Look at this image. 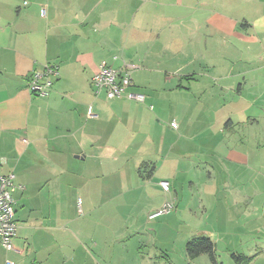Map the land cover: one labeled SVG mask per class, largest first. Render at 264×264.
Instances as JSON below:
<instances>
[{
	"label": "crops",
	"instance_id": "obj_1",
	"mask_svg": "<svg viewBox=\"0 0 264 264\" xmlns=\"http://www.w3.org/2000/svg\"><path fill=\"white\" fill-rule=\"evenodd\" d=\"M101 62L130 72L143 105L94 94ZM47 64L58 76L32 94L27 77ZM7 174L24 189L13 193L15 251L0 245V264H213L187 258L198 236L214 243L215 264H239L232 254L264 264V0H0ZM113 175L130 203L97 215L87 185ZM70 190L78 208L64 204ZM165 201L187 217L177 252L150 224ZM113 215L121 224L100 232L98 217Z\"/></svg>",
	"mask_w": 264,
	"mask_h": 264
},
{
	"label": "built area",
	"instance_id": "obj_2",
	"mask_svg": "<svg viewBox=\"0 0 264 264\" xmlns=\"http://www.w3.org/2000/svg\"><path fill=\"white\" fill-rule=\"evenodd\" d=\"M57 76L58 67L47 64L42 70L33 71L27 77V89L32 94L45 96L51 89L53 79ZM91 86L96 96L104 94L109 100L123 97L138 103L144 101L142 94L130 91L132 86L130 72L114 69L106 62H101L98 65L96 73L91 78ZM170 126L172 128L177 127L175 122H172ZM14 179V174L0 175V245L6 251H15L12 241L18 229L15 221L13 193L24 189V186L15 183ZM160 184L164 190H168L167 182H161ZM172 209L173 203L166 202L161 210L154 212L149 218L169 213ZM5 264L14 263L7 260Z\"/></svg>",
	"mask_w": 264,
	"mask_h": 264
},
{
	"label": "rangeland",
	"instance_id": "obj_3",
	"mask_svg": "<svg viewBox=\"0 0 264 264\" xmlns=\"http://www.w3.org/2000/svg\"><path fill=\"white\" fill-rule=\"evenodd\" d=\"M136 103H138V102H136ZM141 104L143 105V103H140V105ZM171 106H174V105H171ZM184 106L185 105H180V108L183 109ZM195 108L197 110H199L200 105L195 106ZM170 112L173 115L172 107H171ZM166 116H170V114H167ZM164 127H165V130H167L165 133V136L168 138L170 135V132H171V131L170 132L168 131L169 125L164 124ZM176 128H174V129H176ZM121 162H122V160H119V161L115 162L114 165L118 166ZM139 167H141V171H142L143 170V164L141 163L139 165ZM180 176L181 175H179L178 178H179V180H182L180 178ZM113 178H114L113 182H115V183L111 182L112 178L109 179V177L103 178L102 176H99V178L94 183L87 185V187H90V185H91V187H92L91 191L93 193L98 194L96 201H95L96 198H92V201L96 202V204L93 206H95L97 209H99L97 215H99L100 213L104 212V210H107V209L113 210V209H122V208L128 207V205L125 204V203L129 202L128 198H126V197L122 196V194H120L121 188L124 186H127V185H125L123 183H117L118 181H120L117 176L113 175ZM133 186H138L137 188H139V189H137L136 187L133 188V190L130 192V194L128 196H131V197L134 196V199L132 201L133 202L132 207H136L140 210L141 207H143V204H142L143 200L139 201L138 198H139V195L141 194V192H143V188H142V185L140 184V182L135 181V180H134ZM153 189H154L153 191L155 193H160V191H163L161 188L158 189L155 187ZM82 194H85L84 189L82 190ZM107 194H112V196H110V198H108V199H105L104 196H107ZM165 196H166L165 199H167L168 201H173V200H169L170 199L169 194H167V195L165 194L164 197ZM78 197H79V193L75 194L74 190L68 191V194L66 195V199L64 202L65 206L67 208L72 207L74 204V200L76 201V206H77V204H79L78 203L79 202ZM141 199H143V196ZM82 202H83V206H84L85 205L84 196H82ZM132 202H131V204H132ZM165 203H166V201L161 205V207L159 209L155 210L154 212L161 210ZM170 203H172V202H170ZM77 208H78V206H77ZM138 209H136V210H138ZM179 213H180L179 209H176V204L173 203V209H172V211L169 212V215H167L168 213L158 215V216H156V217H159L158 219H156L154 222H150V224L155 223V225L158 224L159 226L162 227V228L159 227L160 230L158 231V236H159V233H162L163 243L166 242V245L169 248H172L173 250H175L176 252L179 250L181 243H183L184 236H187L188 234H190V232L187 228V220H186L187 217H185L184 220H182V219L180 220V218L178 217V216H180ZM110 218H113L114 224L112 223V221L106 222L103 219H100V216L98 217L99 225L97 224V226H98V230L100 232L109 233L106 228H109V227L112 228L116 225L121 224V222L119 223V221H120L119 216L113 215V216H110ZM123 218H125V217L124 216L121 217V219H123ZM152 218H155V217H152ZM152 218H149V219H152ZM196 218L197 219L194 220V223L197 222L198 220H200V222H202L201 215H198ZM138 219H139V222L142 221V217H138ZM192 220L193 219L191 218L190 219L191 224L193 222ZM152 225H154V224H152ZM99 235H101V234H99ZM144 241H146V240H144ZM243 243H248V242L244 241ZM145 244L147 245L148 243L146 242ZM150 246H152V243H150ZM172 249H171V251H173ZM151 250L152 249L147 246V248H145L144 251L146 253H148V252H151ZM100 263H102V262H100ZM161 264H165V263L162 262Z\"/></svg>",
	"mask_w": 264,
	"mask_h": 264
},
{
	"label": "trees",
	"instance_id": "obj_4",
	"mask_svg": "<svg viewBox=\"0 0 264 264\" xmlns=\"http://www.w3.org/2000/svg\"><path fill=\"white\" fill-rule=\"evenodd\" d=\"M185 253L188 259H193L200 255H207L211 263L215 264L217 260L214 243L210 238L205 236L194 237L187 241ZM231 258L239 264H248L249 261V259L239 254H232Z\"/></svg>",
	"mask_w": 264,
	"mask_h": 264
}]
</instances>
